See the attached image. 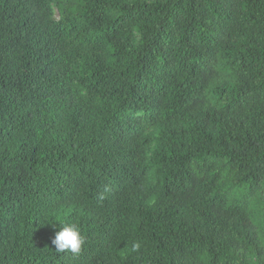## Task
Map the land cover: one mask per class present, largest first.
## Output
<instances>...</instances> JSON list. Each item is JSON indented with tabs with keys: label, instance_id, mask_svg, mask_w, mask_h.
<instances>
[{
	"label": "trees",
	"instance_id": "1",
	"mask_svg": "<svg viewBox=\"0 0 264 264\" xmlns=\"http://www.w3.org/2000/svg\"><path fill=\"white\" fill-rule=\"evenodd\" d=\"M0 264H264V0H0Z\"/></svg>",
	"mask_w": 264,
	"mask_h": 264
},
{
	"label": "clouds",
	"instance_id": "2",
	"mask_svg": "<svg viewBox=\"0 0 264 264\" xmlns=\"http://www.w3.org/2000/svg\"><path fill=\"white\" fill-rule=\"evenodd\" d=\"M100 199H103V196ZM85 243V237L81 234L80 229L71 223H64L63 226L59 227V230L52 239V244L57 253H71L75 256L81 254ZM132 248L134 251L139 250L140 243L135 242Z\"/></svg>",
	"mask_w": 264,
	"mask_h": 264
},
{
	"label": "rangeland",
	"instance_id": "3",
	"mask_svg": "<svg viewBox=\"0 0 264 264\" xmlns=\"http://www.w3.org/2000/svg\"><path fill=\"white\" fill-rule=\"evenodd\" d=\"M54 15H55L56 17L58 16V11H57V9H56V8H55Z\"/></svg>",
	"mask_w": 264,
	"mask_h": 264
}]
</instances>
